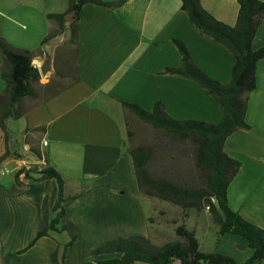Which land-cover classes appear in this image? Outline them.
I'll use <instances>...</instances> for the list:
<instances>
[{"label": "crops", "instance_id": "1", "mask_svg": "<svg viewBox=\"0 0 264 264\" xmlns=\"http://www.w3.org/2000/svg\"><path fill=\"white\" fill-rule=\"evenodd\" d=\"M68 1L0 0V37L13 48L33 55L32 65L45 70V75H40L41 84L55 73V49L68 36L65 33L42 46L54 27L47 15L64 13ZM101 1L112 4L120 0ZM200 3L217 21L228 26L236 24V0ZM173 39L183 42L193 63L205 74L223 85L229 83L233 55L190 23L181 10V0H125L116 8L92 3L82 7L77 80L56 96L28 106L18 120H9L7 128L12 137L8 144L0 129V264H51L53 251L69 240L65 232L50 231L20 253L42 227L45 198L49 216H55L51 211L58 194L54 179L33 183L15 177L28 163H42L35 153L65 177L67 193L87 190L66 210L67 219L79 231L78 241L66 252V264L110 259L114 255L91 256V252L118 238L148 237L145 202L127 146L126 121L134 115L121 103L151 111L155 103L161 102L166 114L178 121L217 124L222 117L219 104L197 83L164 72L181 63ZM261 47L264 16L252 41L254 50ZM47 55L51 57L48 71L44 67ZM256 78L257 87L249 95L245 115L250 129L230 135L224 150L241 164L227 191L230 209L264 228V58L257 63ZM4 90L0 76V93ZM15 122L21 145L10 128ZM6 151L10 154L3 158ZM204 215L189 227L201 251L231 257L236 264H243L253 255L240 237L219 236L211 217L206 212ZM259 264H264V258Z\"/></svg>", "mask_w": 264, "mask_h": 264}, {"label": "trees", "instance_id": "2", "mask_svg": "<svg viewBox=\"0 0 264 264\" xmlns=\"http://www.w3.org/2000/svg\"><path fill=\"white\" fill-rule=\"evenodd\" d=\"M125 0L112 4L101 0H69L67 10L62 14H48L47 19L53 21L54 27L43 39L45 45L55 38L67 33L61 51L64 66H73L74 77L66 85H61L55 77L46 84L40 83L39 70L32 65L33 55L29 51L13 48L0 37V56L2 64L0 76L5 83V90L0 93V129L5 143L8 144L9 130L7 122L23 117L27 109L26 99L37 98L41 92L46 101L77 80V43L80 12L84 5L92 3L99 6L116 8ZM239 5L237 21L234 26H228L217 21L201 6L200 0H181V10L184 11L190 23L199 32L223 45L234 58L231 78L228 84H221L205 74L192 61L186 46L178 39H173L181 55V63L177 68L165 69L166 74L177 75L197 83L207 95L213 97L222 110L219 123L211 124L203 121H178L164 111L161 102L155 103L151 111H145L135 104L122 102L125 111L132 113L144 124L161 132L169 141L168 147L176 146V151L182 156L192 159L194 177L183 184L165 177L152 178L147 165L152 155L150 148L139 145L130 149L133 157L139 191L144 198L156 199L170 203L182 211V222L175 228L176 239L162 244L154 243L150 236L132 235L106 242L95 248L91 256L114 255L94 264H236L228 256L219 253H206L200 250L195 232L189 230L184 223L190 211L201 212L208 207L213 223L218 227V235L232 234L246 242L253 250V255L243 264H259L264 258V228H259L246 221L239 213L230 209L227 199L228 187L238 173L241 164L230 158L224 150L225 140L238 130H249L245 120L248 99L257 87V63L264 58V47L254 50L252 41L264 16V1L236 0ZM60 75V74H59ZM127 134L130 135L129 121H126ZM6 151L4 157L9 156ZM41 164L31 163L29 169L22 168L15 174L16 179L21 174L33 183H41L54 179L57 188V200L52 208L55 213L50 217L47 209V199L43 201L42 227L37 231L29 244L20 253L32 247L35 242L48 236L49 232H65L68 242L57 247L51 254V264H66L65 256L69 247L79 239V231L66 217L68 206L87 190L74 194L66 192V179L48 162L35 153ZM214 200V201H213ZM148 229L151 220L146 217ZM58 226L60 227L58 229Z\"/></svg>", "mask_w": 264, "mask_h": 264}, {"label": "rangeland", "instance_id": "3", "mask_svg": "<svg viewBox=\"0 0 264 264\" xmlns=\"http://www.w3.org/2000/svg\"><path fill=\"white\" fill-rule=\"evenodd\" d=\"M62 50L63 47L61 42L55 49V73L51 78L55 77L56 75L59 83L61 85H66L74 77V70L70 63L64 66V63L61 62ZM42 98V93L38 92L37 98L26 99L27 101L24 105L25 108L41 100ZM128 121L130 135L127 139V146L129 148H135L136 146L144 145L152 150V155L147 165L148 172L152 178L165 177L174 182L183 184V181L188 182L190 178L194 177L192 159L188 156L186 157L178 154L176 151V146L170 149L168 147V139L163 137L161 132L155 130L147 124H144L134 116L133 118H129ZM10 128L13 131V135L17 138L21 145L22 140L20 138L21 134L18 131V124L15 122L12 124V126H10ZM11 134L9 132L10 137H12ZM19 151H22L21 146L19 147ZM144 202L146 214L151 220V225L149 226V236L151 240L157 244L174 241L176 239L174 233L175 228L182 222L181 209L171 205L170 203L161 202L156 199L146 198ZM204 212L209 215L207 209L201 212H188L187 217L184 220L186 227L189 229L197 217H205L206 215H204ZM210 232L212 233V231ZM59 240L61 241L62 239ZM173 264H179V262L175 261Z\"/></svg>", "mask_w": 264, "mask_h": 264}, {"label": "water", "instance_id": "4", "mask_svg": "<svg viewBox=\"0 0 264 264\" xmlns=\"http://www.w3.org/2000/svg\"><path fill=\"white\" fill-rule=\"evenodd\" d=\"M50 66H51V57L47 55V57H46V61H45V63H44V67H46V70L48 71V70L50 69ZM39 73H40V75H42V76L45 75V70H44L43 67H41V68L39 69ZM31 159L34 160L33 157H31Z\"/></svg>", "mask_w": 264, "mask_h": 264}, {"label": "built area", "instance_id": "5", "mask_svg": "<svg viewBox=\"0 0 264 264\" xmlns=\"http://www.w3.org/2000/svg\"><path fill=\"white\" fill-rule=\"evenodd\" d=\"M47 145V142H43V146H46ZM30 165H31V163H28L26 166H24L23 168L24 169H29L30 168ZM21 170V169H20ZM8 172V170H6L5 171V173H7ZM20 176H22V177H24V174H21ZM214 201V200H213ZM207 210H208V207L206 208Z\"/></svg>", "mask_w": 264, "mask_h": 264}]
</instances>
